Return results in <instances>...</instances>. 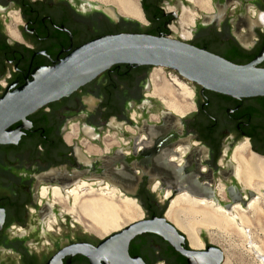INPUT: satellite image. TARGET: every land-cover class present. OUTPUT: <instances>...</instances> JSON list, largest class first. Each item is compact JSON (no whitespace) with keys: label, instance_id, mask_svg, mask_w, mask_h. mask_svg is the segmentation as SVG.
<instances>
[{"label":"flooded vegetation","instance_id":"obj_1","mask_svg":"<svg viewBox=\"0 0 264 264\" xmlns=\"http://www.w3.org/2000/svg\"><path fill=\"white\" fill-rule=\"evenodd\" d=\"M138 1L144 29L123 17L116 22L83 0H0V98L24 86L35 70L55 66L104 35L163 34L237 65L251 63L264 47V0H210L212 16L199 8V0ZM184 11L194 18L191 26L182 21ZM184 33L190 39H182ZM259 67L264 68V62ZM156 70L115 66L30 115L31 126L17 144L0 145V209L5 213L0 264H54L59 257L57 264H93L80 253L66 252L77 244L97 248L105 239H94L87 229L77 239L66 234L63 227L83 225L51 195L42 199L45 187L68 192L84 182L118 186L138 201L145 221L167 215L171 202L182 194L217 201L228 209L253 198L240 184L232 157L243 142L252 154L264 157V97L235 99L203 91L173 71L174 79L194 94V111L179 116L152 96ZM73 127L77 134L68 143L65 138ZM84 140L99 152H89ZM34 213L57 238L43 241L30 235ZM29 244H47L52 252L41 256ZM183 246L191 250L187 241ZM129 254L143 264H189L153 233L135 237Z\"/></svg>","mask_w":264,"mask_h":264},{"label":"water","instance_id":"obj_2","mask_svg":"<svg viewBox=\"0 0 264 264\" xmlns=\"http://www.w3.org/2000/svg\"><path fill=\"white\" fill-rule=\"evenodd\" d=\"M87 3L90 6H95L92 3ZM96 7L103 9L116 22L120 21L121 17L130 19L121 16L115 8L107 10L100 5ZM263 62L264 47L251 63L237 65L204 49L193 47L181 40L168 38L163 34L159 36L145 33L104 35L76 49L55 66L35 70L29 75L24 86L14 92H7L0 98V145L17 144L23 135V130L31 126L27 120L30 115L53 102L70 96L115 66H152L169 69L166 71L173 76L175 75L173 71H175L184 80L201 87L203 91L208 90L235 99H242L264 97V68L259 67ZM191 101L193 102V99ZM18 122H22V125L15 130L11 129ZM235 166L237 168L236 164ZM242 187L244 186L242 185ZM113 188L118 189L117 194H119L120 188L111 184L109 189ZM45 190L46 198L49 195L52 196V189L49 190L45 187ZM98 191L108 193L107 190ZM247 191L253 198L246 204H244L245 201L236 202L234 206L241 205L248 210L250 202L258 200L257 194ZM262 191L264 192V190ZM62 192L65 197L72 200L70 193L63 190ZM122 192V197H125L127 194ZM214 202L217 203L215 207L222 206L240 225L239 217L233 207L228 209L219 202ZM225 203L228 202L225 201ZM137 204H139L138 201ZM139 206L141 207L140 204ZM61 218L65 220L64 215ZM4 219L5 213L0 209V230ZM48 226L50 229L53 228L51 222H48ZM76 227L75 230L63 227V231L74 239L84 236L85 230L78 225ZM246 230L248 233L249 229L246 228ZM29 232L31 236L33 233L34 236L43 237V241H51L58 237L57 233L45 231L40 215L36 213L30 219ZM145 233L161 236L183 255L189 264H223L224 262L225 253L220 248L209 244L210 236L206 230L202 229L201 238L205 242H203L205 246L206 244L211 246L206 251L194 250L186 235L167 219V215L162 218L154 217L151 220H141L129 225L106 237L97 248L91 245L77 244L73 245L71 250L66 253H80L88 257L93 264H101V262L104 264H143L141 261L131 258L129 246L135 237ZM88 234L99 240L92 234ZM248 237L247 244H251L250 236L248 235ZM186 241L191 250H187L183 246ZM51 246L53 247L54 244ZM29 248L33 252H39L41 256L52 252L47 250L49 248L47 244H29ZM254 253H256L255 250ZM59 258L54 264L58 263ZM257 258H262L264 261V256L259 255Z\"/></svg>","mask_w":264,"mask_h":264},{"label":"bare ground","instance_id":"obj_3","mask_svg":"<svg viewBox=\"0 0 264 264\" xmlns=\"http://www.w3.org/2000/svg\"><path fill=\"white\" fill-rule=\"evenodd\" d=\"M87 1L102 4L107 10L115 8L121 16L145 24L138 0ZM198 5L204 13L212 16L210 0H199ZM14 21L17 25L20 23L18 15L15 16ZM182 21L189 23L191 26L194 23V18L184 11ZM260 21L264 26V14L261 15ZM12 34L14 35V33ZM182 39L188 40L190 37L184 33ZM157 69L152 77V96L160 98L168 110L179 116L194 111L195 107L191 101L194 98L193 92L187 86L179 83L177 79L175 81L171 80L172 82L167 80L162 68ZM175 84L179 88L180 95L175 88ZM76 134L77 129L73 127V132L66 136V141L71 143ZM85 145L89 152H99L97 149L89 147L87 143ZM232 159V162L237 165L236 175L240 184L246 190L259 196L258 200L250 202L248 210L241 205L233 206L234 212L239 217L240 225L222 206L215 207L216 202L198 199L188 194H182L171 202L167 219L186 235L194 250H202L205 247L200 238L202 229L207 232L231 230L240 234L246 243L249 241L248 235L250 236L251 244L246 245L249 252L254 255L253 257L264 256V192L262 191L264 190V158L252 154L248 143L243 142L235 148ZM109 187L108 184L102 187H94L93 184L81 183L77 188L68 191L72 197L71 201L69 197L64 196L60 187H54L52 189V199L56 205L58 204L61 209L63 208V211L65 210L66 214L77 217L75 220L86 226L88 231L99 238H106L127 228L129 226H126L127 223L132 225L143 220L144 217V213L136 200L127 197L122 198L120 197L121 193L117 194L116 189L110 190ZM98 190H107L108 193ZM223 191L222 188V194ZM41 197L42 199L47 197L45 188L42 189ZM118 200H121V202ZM246 228L249 229L248 233ZM256 230L262 234L261 240L257 236ZM212 239L213 241L216 240L214 237ZM219 239L223 240V238ZM254 250L256 253H254ZM257 261L259 264H264L262 258H257ZM223 264H233V262L228 258L225 260L224 257Z\"/></svg>","mask_w":264,"mask_h":264},{"label":"rangeland","instance_id":"obj_4","mask_svg":"<svg viewBox=\"0 0 264 264\" xmlns=\"http://www.w3.org/2000/svg\"><path fill=\"white\" fill-rule=\"evenodd\" d=\"M83 1L89 2L87 0H83ZM91 3L94 4L95 6H98V4H99L96 2H91ZM99 5L103 6L102 4H99ZM103 8H106V7L103 6ZM212 12H213V8H212ZM133 22L140 25L143 29L146 28L142 24L138 23L137 21H133ZM162 70L165 73V75H166L165 77L167 78V80L171 81V79L175 78V76H173L170 72H167L165 69H162ZM112 135H113V133H112ZM85 142H86V140H84V143ZM113 189H116V188H113ZM116 190L118 191V189H116ZM119 193H121L120 197H122V195H123L122 190H119ZM125 197L131 198L130 196H126V195H125ZM131 199H133V198H131ZM118 201L121 202V200H118ZM127 225H130V223H127L126 226ZM82 228L84 230L87 229L86 226H83ZM218 232L217 231L208 232V234L210 233L209 236L211 238L209 241V244L214 245V246L220 248L221 250L223 249V252L225 253V260L227 258L231 259L233 264H259L257 261V258L253 257L254 255L249 252L247 245H246L247 243L244 241V238L240 234L236 233L235 231H231V230H224L222 232H220V231H218ZM255 232H256L257 236H259V239L260 238L262 239V234H260V232L258 230H256ZM88 233L95 236V234L92 233L91 231H89ZM200 233L202 234V231ZM222 233H224V234H222ZM201 234H200V238H201ZM213 237L216 238L215 241H213V239H212ZM96 238L105 239V238H99V237H96ZM219 238H223V240L219 239ZM201 240H202V238H201ZM211 240H212V242H211Z\"/></svg>","mask_w":264,"mask_h":264},{"label":"trees","instance_id":"obj_5","mask_svg":"<svg viewBox=\"0 0 264 264\" xmlns=\"http://www.w3.org/2000/svg\"><path fill=\"white\" fill-rule=\"evenodd\" d=\"M229 60H232L231 58H229Z\"/></svg>","mask_w":264,"mask_h":264}]
</instances>
